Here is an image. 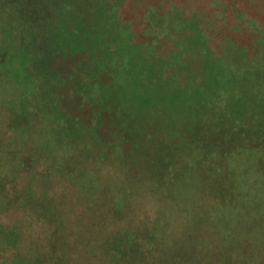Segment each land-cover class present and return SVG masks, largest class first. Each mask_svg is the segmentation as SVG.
<instances>
[{
	"label": "rangeland",
	"instance_id": "374dc122",
	"mask_svg": "<svg viewBox=\"0 0 264 264\" xmlns=\"http://www.w3.org/2000/svg\"><path fill=\"white\" fill-rule=\"evenodd\" d=\"M0 177L21 264H264V0H0Z\"/></svg>",
	"mask_w": 264,
	"mask_h": 264
},
{
	"label": "trees",
	"instance_id": "16d2710c",
	"mask_svg": "<svg viewBox=\"0 0 264 264\" xmlns=\"http://www.w3.org/2000/svg\"><path fill=\"white\" fill-rule=\"evenodd\" d=\"M11 175H13L11 177L14 180L15 179L14 173H12ZM0 180L2 181L1 177H0ZM11 195H14V192ZM10 198H13V197L10 196ZM11 222H12V225H14V224H17L20 221H11ZM10 238H11V240L5 241V244H8V246H10L8 248V250H6L7 249V245L5 247H1L0 248V259L5 258L3 260H0V263H4V264L28 263L29 260L27 258L22 257V254H20L19 256H18L19 253H17V255H14V253L12 255L10 254V251L13 248V246H17V242L18 241H20V242L22 241V236H20L19 239L15 238L13 236H10ZM14 241H15V243H14ZM29 242H31V240ZM59 248H60V246H59ZM6 252H7V255H6ZM59 252H60L59 253V256H60L59 259H61V261H63L64 263H70L69 260L67 259V257L63 255V254H66L65 251L60 249ZM30 254H31V252H30ZM30 254H29V252H27L26 254H23V255H26V256L30 257ZM31 258H32V256H31Z\"/></svg>",
	"mask_w": 264,
	"mask_h": 264
}]
</instances>
